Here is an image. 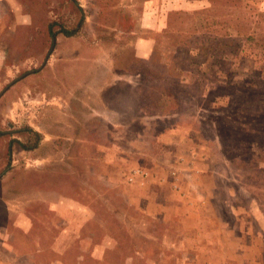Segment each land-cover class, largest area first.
Masks as SVG:
<instances>
[{
	"label": "rangeland",
	"instance_id": "374dc122",
	"mask_svg": "<svg viewBox=\"0 0 264 264\" xmlns=\"http://www.w3.org/2000/svg\"><path fill=\"white\" fill-rule=\"evenodd\" d=\"M145 1L0 0L1 255L264 264V0Z\"/></svg>",
	"mask_w": 264,
	"mask_h": 264
},
{
	"label": "trees",
	"instance_id": "16d2710c",
	"mask_svg": "<svg viewBox=\"0 0 264 264\" xmlns=\"http://www.w3.org/2000/svg\"><path fill=\"white\" fill-rule=\"evenodd\" d=\"M78 9L81 11L80 7H78ZM210 9L211 8H209V7L205 8V9L202 10V12L204 11V12L207 13L208 11L212 10V9L211 10ZM179 13H181V15L187 14V12H184V11H180ZM190 14H193L194 17L197 16V14L194 15L195 13H193V12L190 13ZM80 16H81V18H83L82 15H80ZM52 26H53L52 23L48 25V32H49L50 36L54 37L56 35V31L53 30ZM179 28H180V25H177L174 29H175L176 32H178ZM61 31H64L65 33H72L73 32V31L64 30L63 28L61 29ZM187 31L188 30H186V29H181L180 33L183 34V33H186ZM198 31H199V29H195L193 32L190 31L187 34H185V35H188L187 37H191L189 39V41H186L187 44L192 47L190 49L191 51L193 49L194 51H196V53H200V52L201 53H209L210 51L213 52V53H216V52H218L220 50H223V48L217 49L212 44H210V43L208 44V42L210 40H216V38H215V36H208L209 33H208L206 25H203V32H201L202 34L200 32L197 33ZM223 36H224V38H221ZM191 39H192L193 42L190 41ZM197 40H199V42L202 41L203 43L197 44ZM228 41L233 42V43H237L238 42L237 38L233 37V35L227 34V36H226V35L222 34V36H219L218 44L219 45H223L225 47ZM186 42H184V44H186ZM229 45H231V44H229ZM238 46H239V44H238ZM167 69L168 68L166 66H162V64L159 63V71L161 72V75L159 77H156V76L149 77L150 81L149 80L146 81L147 83H145V85H143V90L148 92L149 90H152L154 88L156 89L157 88L156 87V83H153V82H158L159 81L160 84H161V83H166V82L169 81V83H171V87H177L176 91H180L181 90L180 86L185 85V83L181 82V79H179L177 77H173L170 74V72L167 71ZM162 73H163V76H162ZM146 79H148V78H146ZM164 88H166V87H164ZM178 88H180V89H178ZM33 134L35 135V137L39 136L38 132H34L33 131ZM12 141L9 142L8 148H7V154L9 155V157H10V154H11ZM15 142L19 143V140L15 139ZM23 147H25V146H23ZM31 147L32 146H28V148H31Z\"/></svg>",
	"mask_w": 264,
	"mask_h": 264
},
{
	"label": "crops",
	"instance_id": "0c3cea01",
	"mask_svg": "<svg viewBox=\"0 0 264 264\" xmlns=\"http://www.w3.org/2000/svg\"><path fill=\"white\" fill-rule=\"evenodd\" d=\"M155 1L156 2H160L159 0H155ZM166 3L167 2L165 0V3H162V5H160L159 8L161 9L162 6L163 7L166 6ZM151 6H152L151 0H146L144 2V12H145L144 15H146V17L148 16V18L152 17L153 19H151V18L148 19L149 22L151 24H153V26H156V27H159V28L162 29V27H164V25L167 24V17H168L167 12H168L169 6H167L165 8L166 11H164V9H163V11H162L163 13L162 14L160 13L161 14V18L154 17V16L150 15L151 12L148 11V9L149 10H153ZM80 8H81V6H80ZM81 11H82V8H81ZM152 45H153V43L148 38H139L137 40V42L135 43V45H134V53H135V55L145 57L147 54L150 53V51L152 49ZM3 239H7V238L6 237L5 238L1 237L0 238V242H3L4 241ZM5 241H7V240H5ZM96 257H99V256H96ZM101 257L103 258V254H102ZM20 260L21 259H19L17 255H14V258H13L12 256L8 257L7 255H4V254L1 255L0 254V264H24V262H21L22 260L21 261ZM29 264H33V262L30 261Z\"/></svg>",
	"mask_w": 264,
	"mask_h": 264
}]
</instances>
